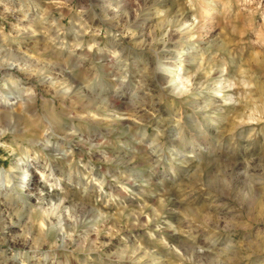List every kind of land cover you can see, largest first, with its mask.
Here are the masks:
<instances>
[{"label":"rangeland","instance_id":"rangeland-1","mask_svg":"<svg viewBox=\"0 0 264 264\" xmlns=\"http://www.w3.org/2000/svg\"><path fill=\"white\" fill-rule=\"evenodd\" d=\"M0 175V264H264V0H0Z\"/></svg>","mask_w":264,"mask_h":264},{"label":"bare ground","instance_id":"bare-ground-1","mask_svg":"<svg viewBox=\"0 0 264 264\" xmlns=\"http://www.w3.org/2000/svg\"><path fill=\"white\" fill-rule=\"evenodd\" d=\"M178 61H179V58H178ZM9 66H10V65H9ZM176 66H177V67L179 66V65H178V62H177V65H176ZM177 69H178V68L175 69V71H174L175 73L177 72ZM179 85L185 87L183 81H181V80H179V82L177 83V86H176V87H178ZM22 166H23V165H22ZM22 166L20 165L19 168L23 170L24 168H23ZM20 176L22 177L20 183H21V184H25V179H24L25 175L22 173V174H20ZM0 177H2V175H0ZM1 184H3V182H2Z\"/></svg>","mask_w":264,"mask_h":264}]
</instances>
